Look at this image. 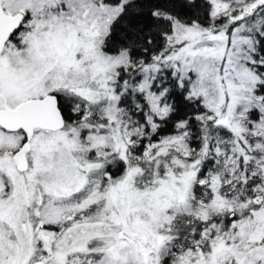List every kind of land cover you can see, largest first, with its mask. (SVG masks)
I'll list each match as a JSON object with an SVG mask.
<instances>
[{
	"label": "snow or ice",
	"instance_id": "1",
	"mask_svg": "<svg viewBox=\"0 0 264 264\" xmlns=\"http://www.w3.org/2000/svg\"><path fill=\"white\" fill-rule=\"evenodd\" d=\"M0 264H264V0H0Z\"/></svg>",
	"mask_w": 264,
	"mask_h": 264
}]
</instances>
